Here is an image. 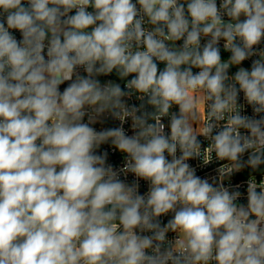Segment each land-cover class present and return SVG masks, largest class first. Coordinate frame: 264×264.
<instances>
[{
    "label": "clouds",
    "instance_id": "clouds-1",
    "mask_svg": "<svg viewBox=\"0 0 264 264\" xmlns=\"http://www.w3.org/2000/svg\"><path fill=\"white\" fill-rule=\"evenodd\" d=\"M262 165L264 0H0V264H264Z\"/></svg>",
    "mask_w": 264,
    "mask_h": 264
},
{
    "label": "built area",
    "instance_id": "built-area-1",
    "mask_svg": "<svg viewBox=\"0 0 264 264\" xmlns=\"http://www.w3.org/2000/svg\"><path fill=\"white\" fill-rule=\"evenodd\" d=\"M218 3H219V0H218ZM14 35L17 36V38L19 39L20 38V35L18 32H14L13 33ZM204 41H202L203 43ZM180 43H182V41H180ZM223 44V41H221V45ZM221 52H224V53H227L223 50V48H221ZM228 54V53H227ZM230 55V53H229ZM222 58L224 59H227V57H224L222 56ZM255 59V57L253 58ZM243 64L250 69L251 67V60H247L245 62H243ZM196 71V70H194ZM236 71L235 68H231L230 69V72L229 74L232 75L234 74V72ZM101 78H104L105 81L106 80H113L117 83H121L123 85V82L122 81H119L116 77H114L113 75L112 76H109V77H101ZM103 81V82H105ZM102 82V83H103ZM67 83V82H66ZM241 97H242V94H241ZM135 99L133 98L132 100L129 101V103H135ZM243 102V101H241ZM242 114H247L249 116L252 115V111H251V108L249 106H246L245 108V111L244 113ZM97 130H100L102 127H116V126H119V122L118 121H114L112 120L111 118H107L104 122L103 125L101 124H96L94 125ZM125 129L128 131V134H131V130H130V120L125 124ZM203 140V138H201ZM207 141H204V146H207ZM108 150L109 152V160L108 162L111 163L112 165H114V167L116 168H119V167H122V156L119 152L115 151L114 149L110 148L108 145H103L102 146V150ZM247 158V154H245V159ZM190 163L193 165V166H196L197 167V174L200 175L201 177H218V172H217V169L225 162H222V161H216V160H213L212 163H210L209 165H203L202 164V161L201 160H192L190 161ZM244 171V169L239 172V173H235L231 176L230 178V181L229 180H226L225 181V184L227 185L228 183H231L232 185H236V184H239L241 187H240V191L242 192V198H241V202L243 203H246V189H247V181L248 179L253 176V180L255 179V177L257 178V180H259L260 178V175L261 174H252L248 177H240V174ZM133 179V177L131 175L128 176V181L130 182L131 180ZM142 184V188H141V191H146L147 189V186L146 184L142 181L141 182ZM165 222L166 220L168 219V217H164L162 218ZM172 235L174 234H169V236L171 237Z\"/></svg>",
    "mask_w": 264,
    "mask_h": 264
},
{
    "label": "trees",
    "instance_id": "trees-1",
    "mask_svg": "<svg viewBox=\"0 0 264 264\" xmlns=\"http://www.w3.org/2000/svg\"><path fill=\"white\" fill-rule=\"evenodd\" d=\"M221 55L224 57H227L229 56V53L227 54V53L221 52ZM160 67L162 68L163 65H160ZM113 76L116 77L115 74H113ZM261 169L264 170V165L261 166ZM252 174H261V172H253L250 168H245L244 171L240 174V177H248Z\"/></svg>",
    "mask_w": 264,
    "mask_h": 264
},
{
    "label": "rangeland",
    "instance_id": "rangeland-1",
    "mask_svg": "<svg viewBox=\"0 0 264 264\" xmlns=\"http://www.w3.org/2000/svg\"><path fill=\"white\" fill-rule=\"evenodd\" d=\"M177 43L179 44L180 42H177ZM222 59H224V58H222ZM241 66L246 67L244 64H242ZM233 68H234V67H233ZM246 68H247V67H246ZM235 69H236V68H235ZM99 79L101 80V82L105 81L104 78L99 77ZM66 86H67V83H65L64 85H61V91H62L63 88L66 87Z\"/></svg>",
    "mask_w": 264,
    "mask_h": 264
}]
</instances>
